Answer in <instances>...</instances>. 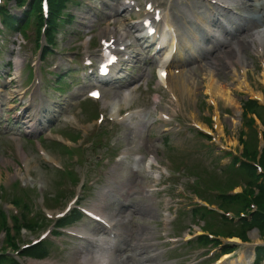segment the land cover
<instances>
[{"label":"rangeland","instance_id":"1","mask_svg":"<svg viewBox=\"0 0 264 264\" xmlns=\"http://www.w3.org/2000/svg\"><path fill=\"white\" fill-rule=\"evenodd\" d=\"M126 1L72 0L62 14L72 15L73 20L59 25L56 47L46 55L41 53L42 43L36 46L34 23L20 35L4 29L0 20V82H3L0 102L4 103L0 105V114L12 120L9 128H0V186L7 191L0 199L2 210L6 215L17 214L12 200L18 194L13 193L12 185L18 182L26 187L35 205L33 216L37 218V226L32 232H22L21 245L40 239L42 234H46L42 240L53 242H46L47 257L37 264H76L80 257H90L95 249L91 242L75 236L83 230L97 235L100 225L77 213L71 214L70 218L76 221L62 235H51L54 220L43 215L41 209L55 218L69 205L70 210L78 207L107 214L115 230L123 233L116 243L106 240L103 244L108 247L104 251L115 258L112 264H212L223 248L213 250V246L203 245L196 238L203 222L192 212L195 205H206L199 197L210 195L211 200H207L216 203L219 210L218 214L206 213V228L218 227L208 229L209 232L220 237L227 236L225 232L229 231L235 234L246 231L245 243L220 240L236 242L232 245L235 251L222 264H264V252L262 260L256 262L257 248H264L261 233L240 225L225 228L216 222L231 224V218L240 219V211L238 206L227 208L218 203L225 204L217 193H210L229 194L230 188L238 184L246 194L249 191V178L244 177L248 185L245 188L243 178L233 175L225 165L230 164L234 155L242 153L244 144L250 155H257L256 133L243 125L242 101L257 99L264 104V53L247 41L244 44L240 41L243 37L252 41V34L264 31V0H238L246 12L237 10L240 15L260 17L262 21H252L245 27L249 30L246 34L242 33L243 26L230 25V35L206 21L217 13L213 7L209 8L212 13L207 12V7L201 9L205 22L197 19L194 11L200 9L196 6L191 10L190 5L201 0H129L135 2L131 11L123 7ZM147 2L160 10L158 31L167 24L160 32L165 36V45L159 53L156 47L144 48L135 39L139 33L135 26L147 13L150 16L153 13L145 9ZM1 5L21 14L15 0H2ZM105 27L125 33L132 44L125 50L130 59L116 68L120 70L118 77L124 78L112 87L95 83L96 78L89 75L97 68L102 47L99 33ZM174 34L179 35V47L183 49V54L176 57ZM187 35L196 40H186ZM224 42L226 50L218 47ZM114 44L116 48L122 46L117 41ZM240 51L250 90L241 88L231 76L232 71L226 69L229 62L240 68L237 63ZM89 57L93 60L90 66L86 65ZM209 60L219 64L215 66L228 76L226 79L220 75L217 80L229 90L234 105L209 95L205 79L208 70L204 67ZM173 61L186 62L185 70L192 72L189 92L176 91L174 95L161 80L160 70H168ZM197 66L203 69H194ZM94 84L102 92L97 101L89 99ZM26 107L22 119L26 123L22 124V133H17L13 119ZM41 107L45 109L39 113L41 123L37 122L36 133H42L34 131L26 135L25 131L31 130L27 126L32 125ZM259 114L264 120V111ZM200 122H212V142L197 132ZM255 126L258 131L262 128L257 120ZM244 134L248 138L243 144ZM207 169L213 171L211 180L205 175ZM195 182L197 185L204 182L202 189ZM228 212L230 218L222 216ZM3 239L0 232V245L4 244ZM15 256L23 264L36 263L19 254Z\"/></svg>","mask_w":264,"mask_h":264},{"label":"bare ground","instance_id":"2","mask_svg":"<svg viewBox=\"0 0 264 264\" xmlns=\"http://www.w3.org/2000/svg\"><path fill=\"white\" fill-rule=\"evenodd\" d=\"M193 1V4L190 5V9L191 10H195L194 7L198 6V9H202L203 8V4L202 2H195ZM208 3L220 8V5L217 4L216 2H214L213 0H208ZM235 7L239 10H241L242 12H245V9L242 7V5L240 3H236ZM222 10V7L221 9ZM196 11V10H195ZM222 12V11H221ZM197 13V12H196ZM246 13V12H245ZM197 16L202 19L204 21V19L202 18V16L200 15V13H197ZM257 21L258 23H260L262 20L260 17H256V19H252L249 16L245 19V24H250L252 21ZM149 21V20H148ZM156 19H150V23L154 22L156 24ZM210 22H213L214 24L219 25L218 20L216 19H212L209 20ZM264 23V22H263ZM141 26V25H140ZM220 28H222L219 25ZM146 29V28H145ZM248 30H243L242 33H247ZM224 32L226 33V31L224 30ZM249 32V31H248ZM112 32L109 31L107 28L103 29L100 33L101 37H105L108 34H111ZM252 36V41H248L245 37H243L241 39V43L244 44V41H247L248 44H251V46L253 48H256L259 52L264 53V32L262 31H258L254 34L251 35ZM124 35L123 34H119L118 36V40H123ZM187 38V37H186ZM188 39V38H187ZM188 40H191L190 38ZM226 45L227 43H222L220 46L221 49L226 50ZM182 49L177 50V56L181 55ZM185 63L186 62H178V63H171L169 68H177L176 71H172L171 69H169L168 71H165V73H161V76H165V81L168 85V87H170L172 89V91L175 93L176 91H178L179 93H184V92H189L191 89L190 86V80H191V75L192 72H186L185 71ZM237 63L240 66L239 69L236 68V66L232 63H228V66L226 67V69H231V76L234 77V80L239 84V86L241 88H246L249 89V85L247 84L248 82V78H247V73L245 71L246 68V64H245V59L244 57L241 55V51H240V56L237 59ZM219 64L212 62L211 60H209V62H207V64L204 66L206 67V69L208 70V74L206 75V87H207V91L209 92V95L213 98H217L218 96L223 98L225 100V102H227L230 105H234L235 101L232 98L229 90L226 88V86L222 85V83H219V81L217 80V78L220 77V75H223L226 79L228 78V76L226 75V73L220 69H218V66H215ZM201 68L203 69L202 66H197L194 67V69L196 68ZM243 72V74L241 75L240 72ZM263 74H262V81L264 83V64H263V68H262ZM45 108H42L41 110L44 111ZM216 121H218V117H216ZM217 126V125H216ZM200 127L208 132H210V130L200 124ZM217 128V127H216ZM218 129V128H217ZM102 231V229H100V231L98 233H100ZM199 231V230H198ZM98 233L97 235L92 233V232H87V238L90 239L93 243L94 246L93 248H95L91 253H90V257L79 259L78 262L76 264H108L110 262H113V257H111L110 255H107L106 253L102 252V247H100V244L102 245V238H98ZM108 233L112 234L114 233V231L111 228H108ZM200 233V232H198ZM189 237V236H187ZM227 256H224L222 259L226 258ZM219 260V262L221 261Z\"/></svg>","mask_w":264,"mask_h":264},{"label":"trees","instance_id":"3","mask_svg":"<svg viewBox=\"0 0 264 264\" xmlns=\"http://www.w3.org/2000/svg\"><path fill=\"white\" fill-rule=\"evenodd\" d=\"M19 4H23L26 2V0H17ZM40 1L41 0H31L30 3L28 4V11L25 13L26 16H30L31 13L33 12H37L40 11ZM68 0H49V29L47 31V36H48V41L49 44L52 45V41H53V35H54V30H56V26L57 24L62 21V19L66 20L65 17H62V10L65 6V2H67ZM5 23L7 25H11V24H20L18 21H16L15 18H13L12 16H8V14H6L5 16ZM258 108L260 109V107L257 105L256 102L254 101H248L244 103V111L246 112V117L248 113H258ZM248 121V120H247ZM252 120L248 121V125L251 126L252 124ZM246 156L250 157V153L249 151H246ZM253 159H255V156L252 157ZM260 164L262 165V167L264 168V150L263 153L260 157ZM243 168L245 170H247L252 179L256 178L255 175V169L250 166V165H244ZM253 186H255V188L258 189V192H256L254 189L251 188V190L248 192V195H250L252 197V199L250 200V202H254L257 206V212L253 214L252 219L249 223V221H245L246 225L245 226H250L252 227H257L259 228V230L261 231V233L264 235V184L262 185H257V183H253L251 184ZM231 200V199H229ZM250 203H247L245 206L248 207ZM36 218H31L28 219L27 218V222L25 223V227L30 229V230H35V226H37L36 223ZM4 224V229H7V238H8V242L11 243L13 240L12 235L9 233V228L7 226V224L3 221ZM61 225H66V223H62ZM19 227H17L16 230H18ZM18 233V231H17ZM227 236H237L239 238H241L243 241H245L246 238V234L245 232H243L242 234H235V233H229ZM202 239H207V237H201ZM11 246H13V248H15L16 244L12 243L10 244ZM33 252L28 253V255L30 256H34V257H45L47 255L46 250L42 249V247L39 248H34L32 250ZM226 252H229V250H227ZM4 263H11V264H15L13 260H10L7 255H1L0 256V264H4Z\"/></svg>","mask_w":264,"mask_h":264},{"label":"snow or ice","instance_id":"4","mask_svg":"<svg viewBox=\"0 0 264 264\" xmlns=\"http://www.w3.org/2000/svg\"><path fill=\"white\" fill-rule=\"evenodd\" d=\"M149 8H150V6H149ZM91 95H93L95 97V96H98V93H91Z\"/></svg>","mask_w":264,"mask_h":264}]
</instances>
